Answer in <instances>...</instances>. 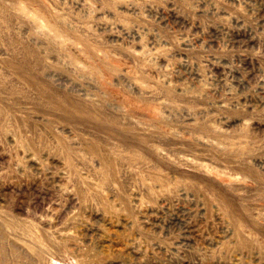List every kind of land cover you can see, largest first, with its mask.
I'll return each mask as SVG.
<instances>
[{"label":"rangeland","instance_id":"obj_1","mask_svg":"<svg viewBox=\"0 0 264 264\" xmlns=\"http://www.w3.org/2000/svg\"><path fill=\"white\" fill-rule=\"evenodd\" d=\"M0 264H264V0H0Z\"/></svg>","mask_w":264,"mask_h":264}]
</instances>
